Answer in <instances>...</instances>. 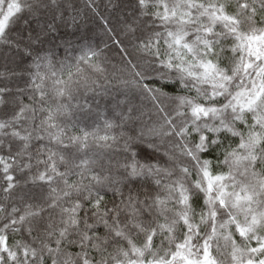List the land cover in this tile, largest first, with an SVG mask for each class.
Masks as SVG:
<instances>
[{
  "label": "snow or ice",
  "instance_id": "1",
  "mask_svg": "<svg viewBox=\"0 0 264 264\" xmlns=\"http://www.w3.org/2000/svg\"><path fill=\"white\" fill-rule=\"evenodd\" d=\"M0 264H264V0H0Z\"/></svg>",
  "mask_w": 264,
  "mask_h": 264
}]
</instances>
